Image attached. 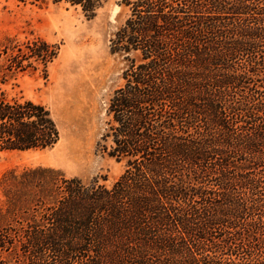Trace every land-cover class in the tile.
<instances>
[{
    "label": "trees",
    "instance_id": "obj_1",
    "mask_svg": "<svg viewBox=\"0 0 264 264\" xmlns=\"http://www.w3.org/2000/svg\"><path fill=\"white\" fill-rule=\"evenodd\" d=\"M66 3L86 18L106 0ZM106 185L47 166L0 178V264H264V0H122ZM39 36L0 45V151L60 138L46 105L2 84L47 66ZM100 144V142L98 143Z\"/></svg>",
    "mask_w": 264,
    "mask_h": 264
},
{
    "label": "rangeland",
    "instance_id": "obj_2",
    "mask_svg": "<svg viewBox=\"0 0 264 264\" xmlns=\"http://www.w3.org/2000/svg\"><path fill=\"white\" fill-rule=\"evenodd\" d=\"M128 14L122 0H106L89 19L66 3L0 0V45L6 37L39 36L59 46L46 74L41 68L26 70L1 88L7 97L46 105L60 131L51 148L0 151V178L9 169L47 166L110 185L122 172L123 164L101 151L105 142L100 136L108 98L122 85L125 67L122 57L110 53L109 38Z\"/></svg>",
    "mask_w": 264,
    "mask_h": 264
}]
</instances>
